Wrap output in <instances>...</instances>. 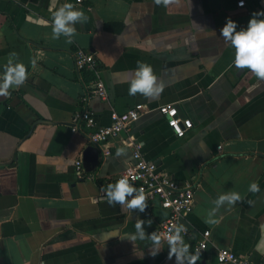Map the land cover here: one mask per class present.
Listing matches in <instances>:
<instances>
[{
	"label": "crops",
	"instance_id": "crops-1",
	"mask_svg": "<svg viewBox=\"0 0 264 264\" xmlns=\"http://www.w3.org/2000/svg\"><path fill=\"white\" fill-rule=\"evenodd\" d=\"M243 1L0 0V84L17 63L26 73L0 94V264H181L160 236L167 210L146 200L143 211L129 209L100 195L135 162L130 137L147 160L194 185L193 211L181 223L190 233L180 235L195 253L210 231L196 264L215 263L222 248L264 263V79L233 63L235 48L220 34L228 19L239 31L264 12V0ZM64 3L87 17L66 21L76 29L70 42L52 32ZM79 49L96 56L106 98L90 95L95 76L76 69ZM138 61L152 66L164 86L159 95L129 94ZM160 106L192 120L184 137ZM134 108L140 118L110 144L89 142L84 127L72 130L78 110L107 126L113 113ZM231 192L241 199L217 203Z\"/></svg>",
	"mask_w": 264,
	"mask_h": 264
},
{
	"label": "built area",
	"instance_id": "built-area-1",
	"mask_svg": "<svg viewBox=\"0 0 264 264\" xmlns=\"http://www.w3.org/2000/svg\"><path fill=\"white\" fill-rule=\"evenodd\" d=\"M84 0H77L83 2ZM243 3L238 2L239 7H243ZM75 67L79 71H89L94 73L95 79L89 86L90 95L106 98L107 91L103 80L100 78L99 65L96 56L93 52L84 49L76 51ZM88 96L85 95L82 101L86 102ZM159 110L162 114L168 117L169 127L178 138L186 135L188 130L193 126L192 120L181 117L176 107L160 106ZM141 116L138 109H130L123 114H112V122L110 125H100L97 121L96 115L89 109H81L75 112L72 119V130L77 132L80 127H84L88 132V140L93 144L107 145L117 139L122 133L129 132L131 126ZM130 145L135 147L134 159L135 162L131 164L123 173H121L115 180L104 186L100 195L108 198V185L115 183L123 176L129 178V182L133 185L134 191L128 194L127 197L132 199L137 195L140 187H143L145 200L151 203L157 202L160 207L168 211V216L162 221L160 226V236L164 240L175 234V229L181 226L184 219L188 217L193 211L195 204L194 185L190 181H180L172 174L165 170H161L158 165L150 160H147L139 144H136L133 137H130ZM221 148V146L219 147ZM106 154H110L109 151ZM76 168L78 173L82 171V161H76ZM189 229L183 227L180 234L183 236L189 235ZM210 238V231L206 230L203 237L198 241L195 247V252L203 253L208 247ZM213 264H264L257 263L248 258L240 256L232 251L230 248H222L218 250L216 262Z\"/></svg>",
	"mask_w": 264,
	"mask_h": 264
},
{
	"label": "clouds",
	"instance_id": "clouds-1",
	"mask_svg": "<svg viewBox=\"0 0 264 264\" xmlns=\"http://www.w3.org/2000/svg\"><path fill=\"white\" fill-rule=\"evenodd\" d=\"M159 3V0H156ZM167 2V0H165ZM243 3V0H241ZM52 20V32L53 38H58L61 33L65 34L69 42L72 39V34L76 32V29L69 26L66 21H75L78 18L86 20L87 17L82 9H75L73 4L64 3L59 7L53 14ZM264 16V12L256 13L249 20L246 28H241L239 31L236 30L237 22L232 19H228L227 23L222 27L220 34L235 48V56L233 63L238 68H249L255 73L258 78L264 79V18L258 19L257 17ZM16 53H12L9 57H14ZM139 67L135 69V75L130 81L128 92L130 95H135L137 92L144 94L145 96L155 97L159 95L163 90V84L157 82V76L153 71L150 64L138 61ZM14 73V75H13ZM25 65L17 63L15 66L8 67V71L5 74L3 83L0 84V94L8 95V87L11 82L21 83L25 78ZM124 149H118V153L123 152ZM108 201L111 204L113 201L126 202L129 209L135 207L143 211L145 208V195L143 187H140L137 195L131 200H126V196L134 191L133 185L129 182L127 176L121 177L115 183L108 185ZM250 190L257 191L258 184L253 182L250 185ZM229 200L235 202L237 199H241L240 193L231 192L229 195H221L217 203L223 200ZM151 223V220L148 221ZM206 222L214 223V220L208 219ZM143 221L137 220L135 228L139 233L140 237L143 238L144 230L142 228ZM183 225L175 229V234L168 237L171 248L169 250V258L173 253L176 254V259L183 262L187 259L188 264H196L200 258V253L189 252V244L183 241L180 235ZM113 236H119L118 233L114 232ZM121 237V236H120ZM123 238V236H122ZM136 235H129V239L136 240ZM151 239L159 241L160 236L153 233ZM179 242V243H177ZM152 255H156L155 251L151 252Z\"/></svg>",
	"mask_w": 264,
	"mask_h": 264
},
{
	"label": "trees",
	"instance_id": "trees-1",
	"mask_svg": "<svg viewBox=\"0 0 264 264\" xmlns=\"http://www.w3.org/2000/svg\"><path fill=\"white\" fill-rule=\"evenodd\" d=\"M84 72H88L89 73V71H84ZM90 73L93 75V77L95 76L94 73H92V72H90Z\"/></svg>",
	"mask_w": 264,
	"mask_h": 264
}]
</instances>
